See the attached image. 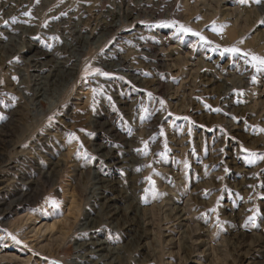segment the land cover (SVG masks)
Returning <instances> with one entry per match:
<instances>
[{
  "label": "rangeland",
  "instance_id": "obj_1",
  "mask_svg": "<svg viewBox=\"0 0 264 264\" xmlns=\"http://www.w3.org/2000/svg\"><path fill=\"white\" fill-rule=\"evenodd\" d=\"M262 21L0 0V264H264Z\"/></svg>",
  "mask_w": 264,
  "mask_h": 264
},
{
  "label": "snow or ice",
  "instance_id": "obj_2",
  "mask_svg": "<svg viewBox=\"0 0 264 264\" xmlns=\"http://www.w3.org/2000/svg\"><path fill=\"white\" fill-rule=\"evenodd\" d=\"M246 2H247V0H240L241 4H244ZM255 2L257 4H259L261 2V0H255ZM261 23H264V21H262ZM180 31L192 32V30L190 28H185L183 25H180ZM192 34L199 36L200 40L204 41L205 43H210V41H207L206 38L204 36L200 35L199 33H192ZM241 43H243V41H241ZM225 51L231 52V53H238L240 50L238 48L233 47V48L225 49ZM243 55L248 56L250 58V62L252 64L253 68H256L258 71H264V57L253 55L251 53H243ZM97 71H99V70H97ZM102 74L107 75V73H102ZM262 131H264V130H262ZM249 155L253 158H255V156H256L255 153H249ZM260 159H264V157H260ZM251 162H254V159ZM52 203H53V205L56 204L55 201H52ZM12 239L15 240L16 238L13 236ZM17 243H19V241H17Z\"/></svg>",
  "mask_w": 264,
  "mask_h": 264
},
{
  "label": "bare ground",
  "instance_id": "obj_3",
  "mask_svg": "<svg viewBox=\"0 0 264 264\" xmlns=\"http://www.w3.org/2000/svg\"><path fill=\"white\" fill-rule=\"evenodd\" d=\"M104 25V24H103ZM57 62V61H56ZM62 62V61H61ZM55 64V63H54ZM62 64V63H61ZM56 65V64H55ZM63 65V64H62ZM59 66V65H58ZM63 67V66H62ZM58 68V67H57ZM56 69V68H55ZM61 72V71H60ZM59 72V73H60ZM64 73V72H63ZM66 73H67V71H66ZM62 73H60L59 75H61ZM65 74V73H64ZM68 75V74H67ZM62 76V75H61ZM54 82V81H53ZM42 92V91H41ZM43 94V93H42ZM115 209V208H114ZM99 247V246H98ZM99 250V249H98Z\"/></svg>",
  "mask_w": 264,
  "mask_h": 264
}]
</instances>
